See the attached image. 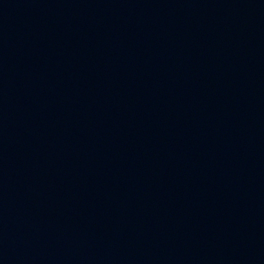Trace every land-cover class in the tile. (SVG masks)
<instances>
[{
  "label": "water",
  "instance_id": "water-1",
  "mask_svg": "<svg viewBox=\"0 0 264 264\" xmlns=\"http://www.w3.org/2000/svg\"><path fill=\"white\" fill-rule=\"evenodd\" d=\"M0 264H264V0H0Z\"/></svg>",
  "mask_w": 264,
  "mask_h": 264
}]
</instances>
